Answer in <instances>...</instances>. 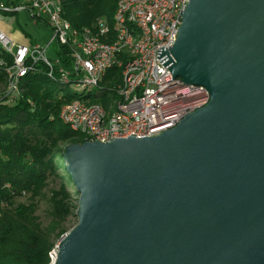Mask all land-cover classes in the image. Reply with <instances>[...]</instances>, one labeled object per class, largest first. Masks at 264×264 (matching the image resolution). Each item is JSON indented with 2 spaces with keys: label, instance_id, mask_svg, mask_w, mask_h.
<instances>
[{
  "label": "water",
  "instance_id": "95a60500",
  "mask_svg": "<svg viewBox=\"0 0 264 264\" xmlns=\"http://www.w3.org/2000/svg\"><path fill=\"white\" fill-rule=\"evenodd\" d=\"M170 72L209 104L158 137L70 145L55 264H264V0H189Z\"/></svg>",
  "mask_w": 264,
  "mask_h": 264
},
{
  "label": "built area",
  "instance_id": "2783aa9c",
  "mask_svg": "<svg viewBox=\"0 0 264 264\" xmlns=\"http://www.w3.org/2000/svg\"><path fill=\"white\" fill-rule=\"evenodd\" d=\"M189 0H117L112 27L99 21L94 29L77 31L63 18L57 0H0L1 15L28 13L52 32L44 47L15 44L0 30V103L13 104L27 78L42 75L63 94L58 119L85 142L107 144L118 139L158 137L186 116L206 107V88L185 85L170 72L182 16ZM55 45L54 59L47 58ZM57 48L68 53L64 63ZM120 71V81L106 79ZM79 89L86 94L73 93ZM96 89V93L90 91ZM102 101H105L103 104ZM83 143H79L81 145ZM3 185L2 191H9ZM8 208L0 198V216ZM56 245L49 264L57 259Z\"/></svg>",
  "mask_w": 264,
  "mask_h": 264
},
{
  "label": "trees",
  "instance_id": "16d2710c",
  "mask_svg": "<svg viewBox=\"0 0 264 264\" xmlns=\"http://www.w3.org/2000/svg\"><path fill=\"white\" fill-rule=\"evenodd\" d=\"M57 1L63 18L77 31L94 29L99 21L112 27L117 0ZM57 50L69 65L65 60L68 52ZM106 79H115L118 84L120 71L110 70ZM23 89L15 103H0V189L6 184L10 187L0 196L8 205L0 216V264H49V253L64 237L71 210L65 204L66 185L71 182L62 165V146L70 140L85 141L58 119L61 106L73 96L63 94L58 100L62 89L42 75L27 78ZM50 178L61 182L59 190L51 193L50 221L43 226L35 215V200L43 197ZM23 196H28L29 203L14 207L12 201Z\"/></svg>",
  "mask_w": 264,
  "mask_h": 264
},
{
  "label": "rangeland",
  "instance_id": "374dc122",
  "mask_svg": "<svg viewBox=\"0 0 264 264\" xmlns=\"http://www.w3.org/2000/svg\"><path fill=\"white\" fill-rule=\"evenodd\" d=\"M0 30L15 44L22 46H46L49 40L52 37V32L46 24L42 22H35L28 13H20L17 15H1L0 14ZM4 31H9V35ZM17 37L20 39L19 42L14 41L11 37ZM55 45L50 46L47 51V58L49 60H53L55 55ZM4 88V84L0 85V93ZM96 89L90 91L91 94L96 93ZM73 93L78 95L86 94L81 92L79 89H73ZM79 143H74V141H66L62 147H68L70 145H77ZM59 177H61V173L58 172ZM60 179L59 178H50L48 180L47 187L44 189L41 199L35 200L36 203V211L35 215L38 217L43 226H46L50 221L49 212L51 211V193L53 191H58L60 188ZM66 201L65 204L71 207L70 216L68 217L64 229L65 235L69 234L73 229H75L78 225L77 218V209H78V201L79 196L75 192L72 184L66 185ZM12 203L14 207L17 205H27L29 203L28 196H23L20 198H15ZM63 238V237H62ZM61 238V239H62ZM60 239V240H61ZM59 240V241H60ZM58 241V243H59ZM58 243L56 245H58Z\"/></svg>",
  "mask_w": 264,
  "mask_h": 264
},
{
  "label": "crops",
  "instance_id": "0c3cea01",
  "mask_svg": "<svg viewBox=\"0 0 264 264\" xmlns=\"http://www.w3.org/2000/svg\"><path fill=\"white\" fill-rule=\"evenodd\" d=\"M6 34H8L9 35V31H4ZM14 41H16V42H19L20 41V39L19 38H17V37H11Z\"/></svg>",
  "mask_w": 264,
  "mask_h": 264
}]
</instances>
